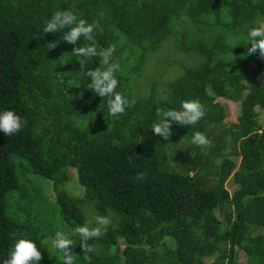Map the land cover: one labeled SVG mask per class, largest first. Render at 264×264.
Listing matches in <instances>:
<instances>
[{
  "label": "trees",
  "instance_id": "16d2710c",
  "mask_svg": "<svg viewBox=\"0 0 264 264\" xmlns=\"http://www.w3.org/2000/svg\"><path fill=\"white\" fill-rule=\"evenodd\" d=\"M73 2L79 18L103 26L98 45H116V91L135 99L119 117L108 115L111 97L87 88L71 53L77 45L63 40L67 29L39 38L51 15ZM263 19L264 0H0V113L26 121L11 137L0 132V264L20 239L36 244L40 264H64L51 245L60 225L73 240L74 264H222L204 260L212 254L237 264L239 252L264 264V59L247 55L249 33ZM165 40L191 54V63L161 93L159 76L140 93L134 82L146 55ZM194 60L205 61L201 70ZM88 67L104 68L99 58ZM242 81L235 121L213 118L222 113L214 84L232 89ZM185 100L204 106L198 124H174L168 140L154 136L156 109L180 110ZM197 131L214 144L207 155L192 143ZM71 170L82 196L62 189L50 207L33 176L55 182ZM85 205L93 216L112 213L107 233L89 241L91 261L74 235L88 221Z\"/></svg>",
  "mask_w": 264,
  "mask_h": 264
},
{
  "label": "clouds",
  "instance_id": "9594fccd",
  "mask_svg": "<svg viewBox=\"0 0 264 264\" xmlns=\"http://www.w3.org/2000/svg\"><path fill=\"white\" fill-rule=\"evenodd\" d=\"M76 9V3L73 2L66 10H56L42 27L43 35L51 33L64 32L63 40L69 44L77 45L72 49V55L77 58L79 70L90 79L87 86L98 96L111 97L108 102V115L119 117L125 113L126 108L133 107L135 99L128 100L117 92L119 80L116 72L120 65L114 61L116 45L110 44L108 47H101L97 42V33L103 34L104 28L99 20H93L89 23L86 19L79 18ZM83 38V43L81 39ZM249 43L251 47L247 48V55L259 53V57L264 59V28L255 27L249 33ZM49 48H54V43H48ZM92 58H99L101 67L89 68L88 61ZM204 106L196 100H185L181 103V109H156V116L159 118L157 123L152 125L154 136H159L163 140H168L172 135V126L180 127L195 126L204 117ZM26 121L13 111L6 110L0 113V132L6 136L19 133L25 126ZM192 143L200 147L202 152L207 155V150L214 147L204 133L195 132L192 136ZM129 163H132V157H128ZM145 173H139L137 179H145ZM112 213L109 210L107 215H94L82 226L74 229V235L80 238V249L85 253V260L91 261L87 253L94 249L90 246L89 241L99 239L107 233L112 223ZM51 245L54 249L62 253L64 264H74L76 253L74 252L73 240L70 239L63 231H57L51 239ZM43 259L41 251L36 244L29 240L20 239L11 251L10 256L3 260V264H40Z\"/></svg>",
  "mask_w": 264,
  "mask_h": 264
},
{
  "label": "rangeland",
  "instance_id": "374dc122",
  "mask_svg": "<svg viewBox=\"0 0 264 264\" xmlns=\"http://www.w3.org/2000/svg\"><path fill=\"white\" fill-rule=\"evenodd\" d=\"M261 27L264 28V19L261 21ZM190 63L191 54L183 52L175 47L171 40H165L158 50L147 53L143 71L138 76L137 81L134 83H136V86L141 91L140 93L145 94L150 89L152 79L155 76H159V81L155 87V90H158L161 93L164 89V83L174 80L182 74L181 64ZM204 63V60H194L192 65L194 66L195 70L199 71L202 69ZM246 64L250 70L253 69L254 66L251 60L246 59ZM214 87L216 92V101L221 104L222 113L212 115L213 118L222 119L226 122L235 121L239 110L238 104L244 94L246 82L242 81L232 89H226L223 85L218 86L217 84H214ZM258 103L260 105L258 108V119L264 125V94H260L258 96ZM33 177L36 181L37 187L40 188V192L44 197L46 204L53 208L55 207L54 201L55 199H58L62 189H66L72 195L79 197L82 196L84 192V188L76 180L74 170L69 171L55 182L38 175ZM228 182H230L228 183L229 185L233 183V174L228 179ZM83 209L87 216L86 218L88 220L91 219L93 217V213L90 206L85 205ZM216 214L219 218H221V215L218 211H216ZM58 229L60 231L66 230L63 225H60ZM117 239L121 249L124 245L123 238L118 235ZM117 257L122 258L120 254L117 255ZM204 260L206 262H212L216 260L222 264H225L227 261V259H218L216 254L204 257ZM237 261V264H248L244 252H239ZM55 263L59 264L58 261H55Z\"/></svg>",
  "mask_w": 264,
  "mask_h": 264
},
{
  "label": "crops",
  "instance_id": "0c3cea01",
  "mask_svg": "<svg viewBox=\"0 0 264 264\" xmlns=\"http://www.w3.org/2000/svg\"><path fill=\"white\" fill-rule=\"evenodd\" d=\"M231 177V176H230ZM229 177V178H230ZM230 182H232V181H230ZM230 182H228V180L226 181V187H227V189H228V191L230 192V193H232L235 189H236V187H237V185L233 182V183H231V185H229L228 183H230ZM229 185V186H228ZM230 187V188H229ZM261 232V229L259 228V229H257L256 231H255V233L256 234H259ZM246 258H247V256H246ZM247 263L249 264V261H248V258H247Z\"/></svg>",
  "mask_w": 264,
  "mask_h": 264
}]
</instances>
